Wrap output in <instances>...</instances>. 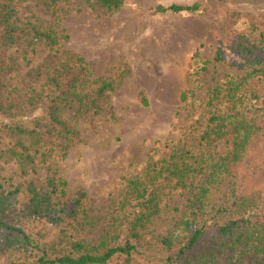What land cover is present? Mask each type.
I'll return each mask as SVG.
<instances>
[{
  "label": "trees",
  "instance_id": "trees-1",
  "mask_svg": "<svg viewBox=\"0 0 264 264\" xmlns=\"http://www.w3.org/2000/svg\"><path fill=\"white\" fill-rule=\"evenodd\" d=\"M28 1L54 17L69 11L60 5L68 0H0V114L23 118L45 105L41 119L0 124V160H15L23 178L35 171L41 150L46 161L44 154L52 153L47 147L56 138L70 143L78 136L77 122L112 116L110 98L129 73L123 67L108 78H94L80 56L64 52L37 88L8 91L3 78L8 46L40 44L55 51L63 39L59 21L47 28L35 17L21 22L17 5ZM75 1L107 16L125 2ZM206 1L159 6L156 12L202 14ZM238 17L230 14L231 19ZM244 26L236 43L244 76H225L198 101L202 75L222 54L218 50L212 62L202 61L197 51L192 55L187 88L180 95L187 124L175 141L156 143L151 151L160 156L125 180L94 237L97 222L88 214L85 194L55 201L66 198L62 179L50 176L42 187L28 183L10 191L0 184V247L12 264H138L136 256L152 241L159 244L166 264H264V25L246 21ZM255 78L263 91L252 88ZM141 100L146 105L143 94ZM228 137L231 149L221 155L218 144ZM175 195L185 197L183 212L166 235H158L155 223Z\"/></svg>",
  "mask_w": 264,
  "mask_h": 264
},
{
  "label": "rangeland",
  "instance_id": "rangeland-1",
  "mask_svg": "<svg viewBox=\"0 0 264 264\" xmlns=\"http://www.w3.org/2000/svg\"><path fill=\"white\" fill-rule=\"evenodd\" d=\"M202 0H125L113 15H97L75 0L60 3L68 9L54 17L50 11L32 1L17 5L21 22L38 19V24L51 27L58 23L63 38L57 50L40 44H13L5 50L4 85L21 93L37 88L68 52L80 56L93 71L94 78H108L114 70L126 67L128 76L112 94V116L90 117L75 124L78 136L70 143L56 138L37 155V167L27 177L20 176L15 160H0V184L10 191L33 183L45 185L54 176L66 183L65 202L77 193L86 196L88 214L97 222L92 237L107 220L109 206L120 196L125 180L138 173L151 159L158 142L175 141L179 128L185 126L180 95L187 88L186 74L190 59L197 51L202 61L212 62L218 50L221 60L202 75L204 91L225 76L242 77L245 69L236 53V43L246 31L244 23L264 25V0H208L202 14H160L157 7L191 6ZM231 13L239 15L237 20ZM61 20V21H60ZM66 37V39H64ZM264 54V53H263ZM260 54L259 56H263ZM36 72V75H35ZM252 88L263 91V83L255 78ZM142 94L146 105L142 103ZM198 102H195L197 106ZM45 105L30 110L23 118H7L0 114V124L11 121L30 122L43 118ZM45 148V147H43ZM230 138L220 141L218 152L227 154ZM185 205V197L175 195L169 210L155 223L156 233L166 235ZM138 264H166L165 256L155 241L145 243L136 256ZM0 264H12L9 254L0 247Z\"/></svg>",
  "mask_w": 264,
  "mask_h": 264
}]
</instances>
